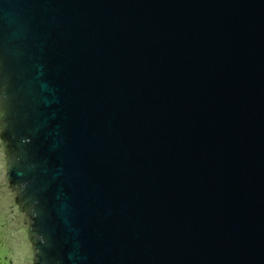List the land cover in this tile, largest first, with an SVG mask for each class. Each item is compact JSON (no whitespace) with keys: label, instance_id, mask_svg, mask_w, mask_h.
Instances as JSON below:
<instances>
[{"label":"water","instance_id":"water-1","mask_svg":"<svg viewBox=\"0 0 264 264\" xmlns=\"http://www.w3.org/2000/svg\"><path fill=\"white\" fill-rule=\"evenodd\" d=\"M0 264H264V0H0Z\"/></svg>","mask_w":264,"mask_h":264}]
</instances>
